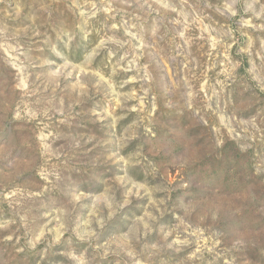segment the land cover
<instances>
[{
    "label": "rangeland",
    "instance_id": "obj_1",
    "mask_svg": "<svg viewBox=\"0 0 264 264\" xmlns=\"http://www.w3.org/2000/svg\"><path fill=\"white\" fill-rule=\"evenodd\" d=\"M0 264H264V0H0Z\"/></svg>",
    "mask_w": 264,
    "mask_h": 264
}]
</instances>
